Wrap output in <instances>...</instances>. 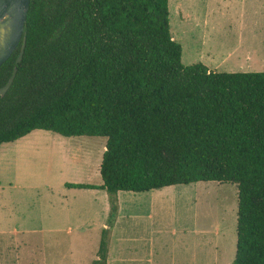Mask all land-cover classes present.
<instances>
[{"label": "trees", "instance_id": "1", "mask_svg": "<svg viewBox=\"0 0 264 264\" xmlns=\"http://www.w3.org/2000/svg\"><path fill=\"white\" fill-rule=\"evenodd\" d=\"M21 41L0 65V145L42 129L104 137L109 194L195 182L237 186L231 264H264V70L184 65L168 0H30ZM102 231L97 258L106 262Z\"/></svg>", "mask_w": 264, "mask_h": 264}, {"label": "rangeland", "instance_id": "2", "mask_svg": "<svg viewBox=\"0 0 264 264\" xmlns=\"http://www.w3.org/2000/svg\"><path fill=\"white\" fill-rule=\"evenodd\" d=\"M168 20L184 65L201 62L220 72L264 70V0H168ZM105 140L36 129L0 145V264H69L64 258L71 246L69 230L57 224L65 211L74 225L85 220L107 223L105 190L65 186L101 184ZM157 191L162 193L153 197ZM116 195L119 204L134 198L135 208H149L151 221L198 226L194 252L200 264H231L237 217L234 183L195 182ZM160 257V251L154 255L155 260ZM72 259L85 264L84 258Z\"/></svg>", "mask_w": 264, "mask_h": 264}, {"label": "crops", "instance_id": "3", "mask_svg": "<svg viewBox=\"0 0 264 264\" xmlns=\"http://www.w3.org/2000/svg\"><path fill=\"white\" fill-rule=\"evenodd\" d=\"M155 193L152 194L153 197L160 196L157 193L162 192ZM116 196L118 199V195ZM135 200L134 198L133 200L126 199V201L122 200V203L120 201L119 204L118 199L116 215L110 226L107 223L95 224L88 220L81 221L82 224L74 225L68 220L70 219L69 211H65L64 215L61 214L57 224L69 230L71 239L67 258L64 256L65 260L69 259V264H75L72 262L73 257H78L80 261L81 258H84L85 264H87L89 254L95 250L91 264L97 258L96 253L102 231L108 229L105 237V264H200L199 258L194 252L196 251L194 245L198 246L201 234L198 226L194 227L192 223L176 226L169 221H151L152 214L149 208H135V205L138 204L134 202ZM91 226H94V230L90 229ZM82 228L83 230H80L78 236L77 230ZM93 231L94 234L91 233ZM96 243L97 247H95ZM176 249H178V253ZM159 251L162 257L155 260L154 255Z\"/></svg>", "mask_w": 264, "mask_h": 264}, {"label": "water", "instance_id": "4", "mask_svg": "<svg viewBox=\"0 0 264 264\" xmlns=\"http://www.w3.org/2000/svg\"><path fill=\"white\" fill-rule=\"evenodd\" d=\"M30 0H0V65L11 55L21 41V47L16 58L18 63L22 57L25 37L23 28ZM16 73L13 69L7 82L0 87L3 96L11 85Z\"/></svg>", "mask_w": 264, "mask_h": 264}]
</instances>
